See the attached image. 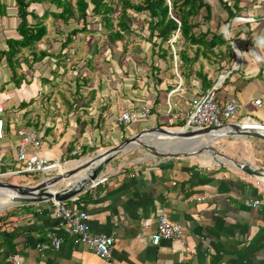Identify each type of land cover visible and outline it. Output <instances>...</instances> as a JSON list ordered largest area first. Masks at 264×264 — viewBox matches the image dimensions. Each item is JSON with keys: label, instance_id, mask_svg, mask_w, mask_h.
Returning <instances> with one entry per match:
<instances>
[{"label": "crops", "instance_id": "crops-1", "mask_svg": "<svg viewBox=\"0 0 264 264\" xmlns=\"http://www.w3.org/2000/svg\"><path fill=\"white\" fill-rule=\"evenodd\" d=\"M0 4V172L12 163L19 128L38 134L39 156L68 160L83 149L87 154L91 148L95 151L116 144L143 127L178 126L167 122L165 101L186 109L192 98L202 96L213 84L218 102L229 97L238 102L227 122L264 126V108L252 102L264 100V62L257 63L250 53L264 55L254 45L256 38L264 36V5L240 4L247 7L241 15L252 20L228 26L229 38L237 39L240 60L232 48L231 61L222 58L213 65L210 59L198 57L187 74L172 43L164 57L153 55L144 40L129 45L125 53L115 49L110 54L102 45V35L92 51H83L79 42L91 35L96 41L98 35L92 33L79 34L61 46L70 26L50 16L42 19L46 25L42 38L7 61L2 51L7 38L19 37L15 29L18 19L12 0H0ZM45 7L30 3L28 10L40 16ZM224 17L223 12L213 16L210 29ZM27 19L33 21L30 16ZM187 51L191 56V50ZM97 55L100 60L94 66ZM199 69L210 80L205 88L194 73ZM141 104L155 110L154 116L146 118L150 123L134 130H123L124 125L115 123L118 112ZM222 135L215 139L219 141L215 148L226 157L198 154L145 159L134 156L136 150H128L103 167L104 180L76 193L75 200L65 199L69 207L86 213L92 232L112 236L107 259L67 237L65 225L51 213V201L40 200L0 210V261L12 253L19 264H264V208L243 203L264 200V142ZM152 146L165 151L154 141ZM87 158L67 161L57 171L75 168ZM231 159L246 162L260 174L245 173ZM92 163L77 171L70 183H76ZM158 215L183 227V246L176 239L160 240L156 246L150 243ZM52 236L61 237L57 248L51 247Z\"/></svg>", "mask_w": 264, "mask_h": 264}, {"label": "trees", "instance_id": "trees-1", "mask_svg": "<svg viewBox=\"0 0 264 264\" xmlns=\"http://www.w3.org/2000/svg\"><path fill=\"white\" fill-rule=\"evenodd\" d=\"M12 1L16 6L18 20L15 29L19 37L5 40L6 50L2 53L7 61L12 60L21 48L30 49L42 38L46 33V25L42 19L50 16L51 19L70 26L61 46H65L73 37H79V34L92 33L98 35L96 39L102 35V45L106 46L110 54L115 49L125 53L129 45L144 40L149 44L153 55L164 57L171 51L170 43H172L174 48L177 47L174 53L180 61L179 65L187 74L192 71V65L198 57L210 59L213 65H218L222 58H227L228 61L234 58L229 40L223 37L219 29L231 17L244 13L247 8L239 4L242 0H215L220 11L225 13V17L221 20L217 19L215 29L211 30L208 22L213 14L211 4L205 0ZM256 1L255 4L264 5V0ZM30 3H43L46 7L38 16L28 10ZM1 6L3 7L2 4ZM28 16L33 21L29 22ZM230 40L237 41L234 36H231ZM188 49L191 50V56L188 54ZM39 55L43 56V54ZM194 73L200 78L203 88L209 85L210 80L205 78L200 69L195 70ZM93 149L95 148H91L89 152ZM85 152L86 150L83 149L72 158Z\"/></svg>", "mask_w": 264, "mask_h": 264}, {"label": "built area", "instance_id": "built-area-1", "mask_svg": "<svg viewBox=\"0 0 264 264\" xmlns=\"http://www.w3.org/2000/svg\"><path fill=\"white\" fill-rule=\"evenodd\" d=\"M215 85H211L202 96L194 97L190 101L189 107L181 109L174 102L165 101V116L168 123L178 125H188L191 127L202 126H219L227 122L235 113L238 106L236 98L229 97L223 102H218L215 98ZM255 105L264 108V100L254 99ZM3 113V106L0 103V114ZM155 110L149 105H134L128 109L122 110L114 116L117 125H128L140 120H145L150 116H154ZM256 126L264 130V126L260 124H242ZM18 141L14 149V157L12 163L3 172L1 177H10L15 175L24 176L29 173H39L40 175L49 174L51 171H57L61 164L60 159H46L39 156L36 150L41 143L38 134L28 128H19L16 130ZM3 136V121L0 117V138ZM28 146L33 149H27ZM76 152H72L74 155ZM1 160V158H0ZM107 174L100 175L90 185H95L105 179ZM76 195L69 199L75 200ZM50 209L55 220L65 225V234L67 237L83 244L94 255L107 259L113 245V238L103 233H94L90 230L87 223V216L83 210H77L69 207L66 200H50ZM244 205L253 208H264V200L248 199L244 200ZM176 239L183 246L184 230L179 224L171 223L163 215H158L155 227L150 235V243L156 246L160 240ZM61 242V237L52 236L50 238L51 247L57 248ZM43 247L42 244L39 245ZM184 249L187 248L184 246ZM0 264H19V260L12 253L6 254L0 261Z\"/></svg>", "mask_w": 264, "mask_h": 264}, {"label": "water", "instance_id": "water-1", "mask_svg": "<svg viewBox=\"0 0 264 264\" xmlns=\"http://www.w3.org/2000/svg\"><path fill=\"white\" fill-rule=\"evenodd\" d=\"M261 18H264V15ZM250 20H252L251 17L233 16L227 22H225L220 29V32L222 33L223 37L229 40L230 45L234 49L237 60H240V55H238L237 52V50L239 52L240 50L236 43L230 40L228 36V26L232 22H244ZM230 70L231 69L227 70L226 72H223V74H219V76L225 75ZM224 129L227 132L224 133V135L222 136L252 138L254 140L264 142L263 129H260L256 126L242 125L234 122H224L219 126L202 127H191L188 125H182L177 128H166L162 126L143 127L137 130L136 132L125 136L116 144L100 148L94 151L89 156H85L88 157L87 160L79 166H76L75 168H69L63 170L62 172L55 171L50 175H41L39 180H36L32 183H13L0 179V191H6L10 194V199L7 203L9 205L24 202H36L40 200H65L75 195L76 193L81 192L84 188L89 186L98 173V176L105 175V170L103 169L105 163L116 158L119 154L128 151L136 146H139L144 149L146 157L150 156L158 158H178L196 156L203 152L213 153L220 157H226L214 147L210 146V144L198 145L197 147L191 149V146L189 144L192 142V137L199 136L202 134H210L212 132ZM160 139H183L186 142H184V144L176 150L169 149L162 151L154 149L152 146L153 141ZM231 160L234 161L233 159ZM95 161H98L97 164L93 168H91V170L88 172L87 178H85L82 183H70L71 177L77 171L82 169L86 164ZM234 163L240 170L244 171L245 173L252 175L260 174L259 171L249 168L246 162L234 161Z\"/></svg>", "mask_w": 264, "mask_h": 264}, {"label": "rangeland", "instance_id": "rangeland-1", "mask_svg": "<svg viewBox=\"0 0 264 264\" xmlns=\"http://www.w3.org/2000/svg\"><path fill=\"white\" fill-rule=\"evenodd\" d=\"M4 2H8V1H11V0H3ZM206 2H208L209 4H211V11H212V14H213V16H218V15H220V13L222 14V11H220V8H219V6H218V4L216 3V1L215 0H205ZM257 2L256 0L255 1H251V0H242L239 4H243V3H246V4H249V5H251L252 6V3L253 4H255V3ZM262 9V7H258L257 9ZM259 9V10H260ZM224 13V12H223ZM257 14H260V12H258ZM236 16H242L241 14H239V15H236ZM223 26V25H222ZM221 26V27H222ZM68 27V26H67ZM66 27V28H67ZM221 27H220V29H221ZM64 31H66V29H63ZM13 35V34H12ZM59 38H61V36L59 37ZM100 37L98 38V39H96V41H94L93 40V35H91V37H89V36H87V38L84 40V38L79 42V44H80V46L82 47V50L83 51H85V50H89V51H92L93 50V44H94V42H95V46H97V45H99V41H100ZM57 46V45H56ZM98 60H100V56L99 55H97L95 58H94V60H93V63L95 64L94 66H96L97 65V63H98ZM150 121H152L151 119L150 120H140V121H137V122H134V123H131V124H128V125H126V126H124L123 127V130H134V129H136V128H138L142 123H150ZM179 126H182V125H178V126H163V127H166V128H177V127H179ZM210 144V146H212V147H214L215 148V146L216 145H218L219 144V141H215V140H213L212 142H210L209 143ZM228 144H230V143H228ZM230 145H233V144H230ZM235 145V144H234ZM233 145V146H234ZM216 149V148H215ZM98 150V149H97ZM131 150H136V154L134 155V156H139V157H143V156H145V151H144V149H142L141 147H139V146H136V147H134V148H132V149H130V151ZM96 151V150H95ZM94 151H92L91 153L89 152V153H87V154H84V155H80V156H78V157H75V158H71V159H68V160H61V164L62 165H64L65 164V162H67V161H70V160H75V159H79V158H82V157H85V156H89L90 154H92ZM146 158H154V157H150V156H148V157H146L145 156V159ZM108 163V162H107ZM107 163H105L104 164V167L107 165ZM56 171V170H55ZM55 171H51L48 175H50V174H52L53 172H55ZM40 176V174L39 173H29V174H24V176H19V175H15V176H10V177H7L6 179H5V181H9V182H13V183H32V182H34V181H32V180H35V179H37L38 177ZM26 178V179H25ZM30 178L32 179V180H30ZM2 180H4V179H2ZM2 210V209H1Z\"/></svg>", "mask_w": 264, "mask_h": 264}, {"label": "bare ground", "instance_id": "bare-ground-1", "mask_svg": "<svg viewBox=\"0 0 264 264\" xmlns=\"http://www.w3.org/2000/svg\"><path fill=\"white\" fill-rule=\"evenodd\" d=\"M225 131L226 130L224 129V130H219V131H216V132H212L210 134H202V135H199V136L192 137L193 138V139H191L192 142L189 143L190 146H191L190 149L194 148V147H197L198 145H208L213 140L219 138L222 135V133L225 132ZM154 142L157 143L158 146L160 148H162L163 150H169V149L176 150L177 148H180V146L183 145L184 142H186V141H184L183 139H176V140L160 139V140H155ZM202 154H211L213 157L216 156V157L221 158L220 156H218L216 154H213V153L203 152V153H201V155ZM97 162L98 161L93 162L92 165L87 170V172L75 184L82 183L83 180L85 178H87L88 172L91 170V168H93L97 164ZM98 175H99V173L97 174V176ZM9 199H10V194L9 193H7L6 191H0V209H2V208H4V207L9 205V204H7Z\"/></svg>", "mask_w": 264, "mask_h": 264}, {"label": "clouds", "instance_id": "clouds-1", "mask_svg": "<svg viewBox=\"0 0 264 264\" xmlns=\"http://www.w3.org/2000/svg\"><path fill=\"white\" fill-rule=\"evenodd\" d=\"M254 45L256 48H259L261 49V51H264V36L256 38V40L254 41ZM237 52H238V55H241L238 50ZM250 53L254 57L257 63L264 62V55H260L252 50H250Z\"/></svg>", "mask_w": 264, "mask_h": 264}]
</instances>
